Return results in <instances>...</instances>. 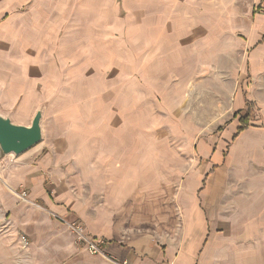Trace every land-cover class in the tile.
Masks as SVG:
<instances>
[{
  "label": "rangeland",
  "instance_id": "1",
  "mask_svg": "<svg viewBox=\"0 0 264 264\" xmlns=\"http://www.w3.org/2000/svg\"><path fill=\"white\" fill-rule=\"evenodd\" d=\"M141 3L23 0L0 21V116L28 127L41 113L37 145L18 156L0 150V264L35 261L12 219L14 207L29 201L21 183L26 164L45 159L50 148L63 150L62 138L77 153L84 135L92 143L97 137L99 147L127 144L134 155L126 157L164 172L167 217L173 211L176 227L166 239L175 247L197 205L207 234L182 244L186 254L196 245V264H264L263 109L247 102L236 110L233 102L239 90L264 82V75L248 74L249 7ZM147 30L168 37L165 45L175 30L187 35L175 47L181 52L166 47L165 57H173L158 68L162 80L144 65ZM189 37L195 52L184 49ZM247 112L251 118L236 136ZM23 189L26 200L18 197Z\"/></svg>",
  "mask_w": 264,
  "mask_h": 264
},
{
  "label": "crops",
  "instance_id": "2",
  "mask_svg": "<svg viewBox=\"0 0 264 264\" xmlns=\"http://www.w3.org/2000/svg\"><path fill=\"white\" fill-rule=\"evenodd\" d=\"M0 1L1 21L6 19V11L21 7L17 5H21L23 0ZM151 1L156 7H249L254 22L245 24L251 29L244 35L243 49L245 56L247 50L253 52L249 58L253 60L254 73L248 70V74L264 75V0ZM149 2L142 0L141 7H150ZM94 7L101 5L95 3ZM204 18L201 20L205 22L204 26L210 25L208 17ZM153 33L147 30L145 36L148 54L144 65H151L157 80H162L163 72H159L158 68L165 66L173 57H165L166 47L174 54L181 52L175 47L181 42L180 38L187 35L175 30L170 39L172 43L165 45L168 37L154 38L151 37ZM190 40L191 37L186 39L189 47L184 46V49L197 51L198 47L189 44ZM196 62L194 55V59L190 60L192 69ZM205 70L208 68L205 67ZM246 92L250 93L249 98ZM233 102L236 110H241L247 102L261 106L264 116V82L256 88L251 86L239 90ZM62 140L65 141L63 150L50 148L45 159L26 164L21 183L28 191L29 201L17 204L13 211L14 229L28 241L26 249L35 260L31 261L32 264H112L111 259L128 261L129 264H196L192 259L196 245L192 247L193 244H190L186 254L187 244L185 250L182 244L196 234L206 235L209 224L201 219L196 205V220L188 218L187 225H184L187 231L183 242L181 240L175 247L171 239H166V235H174L176 227L173 211L167 217L169 192L166 176L160 168L156 169L158 167L149 163H134L132 156L126 157L133 154L127 144L118 150L111 149L110 143L99 147L97 137L92 143V138L84 135L77 153L73 154L74 149L69 148V142L64 138ZM55 216L76 221L90 237L106 240L107 257L92 256L80 250L74 243L73 235Z\"/></svg>",
  "mask_w": 264,
  "mask_h": 264
},
{
  "label": "water",
  "instance_id": "3",
  "mask_svg": "<svg viewBox=\"0 0 264 264\" xmlns=\"http://www.w3.org/2000/svg\"><path fill=\"white\" fill-rule=\"evenodd\" d=\"M41 113L36 112L30 126L11 123L0 116V150L3 155L23 154L41 141Z\"/></svg>",
  "mask_w": 264,
  "mask_h": 264
},
{
  "label": "built area",
  "instance_id": "4",
  "mask_svg": "<svg viewBox=\"0 0 264 264\" xmlns=\"http://www.w3.org/2000/svg\"><path fill=\"white\" fill-rule=\"evenodd\" d=\"M19 198L26 200V190L23 189L19 195ZM57 220L63 224L66 229L73 235L75 245L86 251L92 256H101L106 258V246L107 241L102 238H93L86 234L85 228L76 221H67L63 218L56 217ZM21 240L25 243V237H21ZM110 260V259H109ZM112 264H129L128 261L110 260Z\"/></svg>",
  "mask_w": 264,
  "mask_h": 264
},
{
  "label": "trees",
  "instance_id": "5",
  "mask_svg": "<svg viewBox=\"0 0 264 264\" xmlns=\"http://www.w3.org/2000/svg\"><path fill=\"white\" fill-rule=\"evenodd\" d=\"M249 105L250 104L247 103V107ZM250 115L251 114L249 112H247L243 118L239 119V121H238L239 122V127L236 130V136L239 135L244 130V127L247 125V123L249 122V119L251 118ZM236 136H234V139L236 138Z\"/></svg>",
  "mask_w": 264,
  "mask_h": 264
}]
</instances>
